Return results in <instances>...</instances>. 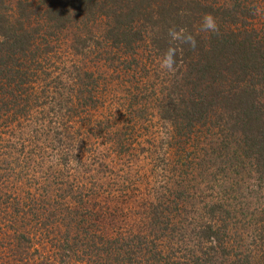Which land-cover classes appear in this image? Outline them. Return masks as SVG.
Masks as SVG:
<instances>
[{
	"label": "rangeland",
	"instance_id": "374dc122",
	"mask_svg": "<svg viewBox=\"0 0 264 264\" xmlns=\"http://www.w3.org/2000/svg\"><path fill=\"white\" fill-rule=\"evenodd\" d=\"M241 1L249 17L232 28H251L264 40V0ZM101 18L86 19L80 29L55 30L56 40L44 54L48 64H59L66 73L73 74V63L105 72L107 82L91 92L98 103L54 113L57 99L50 94L43 98L44 110L37 108L29 119L19 112L3 114L0 264H167L209 250L198 237L203 220L224 236L223 251L211 264H257L264 258V184L254 181V161L244 159L242 169L237 160L219 157L215 145L222 137L230 139L227 157L236 145L226 130L195 124L187 131L159 117L160 102L170 84L177 85L182 65L169 72L161 68L163 55L133 46L126 49L127 62L118 69L109 62L104 69L107 62L98 59L113 49L101 39ZM42 26L41 35L49 39L52 29ZM75 34L91 36L84 40L86 57L76 54L83 53L79 44L70 49ZM53 77L37 72L29 91L39 92ZM210 206L216 208L211 212ZM94 233L104 238L100 246L105 238L117 237L141 255L100 258L92 247ZM85 243L89 252L83 250Z\"/></svg>",
	"mask_w": 264,
	"mask_h": 264
},
{
	"label": "trees",
	"instance_id": "16d2710c",
	"mask_svg": "<svg viewBox=\"0 0 264 264\" xmlns=\"http://www.w3.org/2000/svg\"><path fill=\"white\" fill-rule=\"evenodd\" d=\"M4 1L0 0V122L6 119L3 114L9 111L31 118L37 108L44 110L43 98L50 94L57 99L53 103L54 113L65 111L70 114L73 105L81 107L92 104L91 101L98 103L91 92L99 83L107 82L105 72L81 70L80 63H73V74L66 73L64 67L59 69V64H48L44 54L48 52L46 47L56 40L55 30L80 29L86 19L102 17L101 39L113 49L98 59L107 62L104 69L108 70L109 62L117 69L127 62L125 54L129 47L143 46L153 54L163 55L168 47L174 46L175 65L179 68L182 65L183 72L176 81L177 85L171 83L160 102L159 117L175 122L174 125L179 123L187 131L195 124L216 126L218 133L226 130L236 145L231 156L227 157L230 139L222 137L215 145L219 157L237 160L236 164L242 165V169L247 161H254V181L264 184V40L251 28H232L237 21L245 24V18L249 17L241 0H229L227 4H218L217 0H48L44 7L34 5L32 0H16L15 5L9 7ZM206 13L216 19L218 34L201 30ZM39 19L40 24L36 21ZM42 23L45 28L52 29L53 40L50 34L49 39L41 35ZM172 28L186 29L195 37L196 47L191 48L179 41L170 44L168 32ZM87 37L91 38L90 35L81 37L75 34V44L70 49L76 50V44H79L83 53L76 54L86 57L84 40ZM94 40L93 43L99 46L101 41ZM39 45L43 49L35 53ZM33 63L40 69L34 70ZM40 71L56 77L46 83L47 87L41 86L39 92L29 91L33 86L28 85L31 77ZM92 82L94 87L91 88ZM210 207L211 212L216 208ZM85 235L83 233L84 240ZM93 237L96 244L94 241L92 247L100 258L107 259L124 252L128 257L129 254L131 257L140 254L135 250L138 248L122 240L119 242L117 237L105 238L101 246L100 241L104 238L96 233ZM198 237L201 242H208L209 250L201 251L204 256L192 251L185 258L167 264H211L216 254L223 251L220 249L224 238L222 231L209 220H203ZM83 247L87 252L89 246L85 243ZM21 248L17 246L19 252H23ZM124 248L129 252L123 251ZM230 264L246 263L231 261ZM257 264H264V258Z\"/></svg>",
	"mask_w": 264,
	"mask_h": 264
},
{
	"label": "clouds",
	"instance_id": "9594fccd",
	"mask_svg": "<svg viewBox=\"0 0 264 264\" xmlns=\"http://www.w3.org/2000/svg\"><path fill=\"white\" fill-rule=\"evenodd\" d=\"M202 31H206L209 33L218 34L219 28L216 22V19L210 14H204L202 18ZM169 37L171 38L170 44L173 41H179L181 44H188L191 48L196 47L195 37L188 33L186 29H180L179 31L175 28H172L168 32ZM176 63V48L174 46H170L164 52L163 57L161 59V68L167 70L169 72L174 71V65Z\"/></svg>",
	"mask_w": 264,
	"mask_h": 264
}]
</instances>
